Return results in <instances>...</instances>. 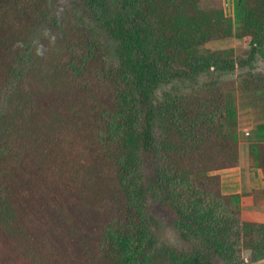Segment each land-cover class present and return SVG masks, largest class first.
<instances>
[{
  "label": "trees",
  "instance_id": "trees-1",
  "mask_svg": "<svg viewBox=\"0 0 264 264\" xmlns=\"http://www.w3.org/2000/svg\"><path fill=\"white\" fill-rule=\"evenodd\" d=\"M120 1L116 63L90 3L0 0V264L263 261L264 222L241 201L263 205L264 188L227 195L216 172L240 164L236 93L264 91L263 74L235 76L264 48V0H234L233 16L222 0ZM229 38H250L251 57L205 49ZM247 151L264 178V121Z\"/></svg>",
  "mask_w": 264,
  "mask_h": 264
},
{
  "label": "rangeland",
  "instance_id": "rangeland-1",
  "mask_svg": "<svg viewBox=\"0 0 264 264\" xmlns=\"http://www.w3.org/2000/svg\"><path fill=\"white\" fill-rule=\"evenodd\" d=\"M64 5L68 8H84L81 0H62ZM91 4L93 9L96 11L100 23V35L102 37L103 49L105 53V58L107 61H118L128 60L129 54L123 48L124 31L129 30V25L126 23L127 13L125 4L120 0H82ZM224 10L228 16L234 15V0H222ZM122 28V29H121ZM251 39H237L229 38L221 41L210 42L205 45V49H210L212 51L217 50H228L235 49L236 54L230 59L237 60L239 54H242L241 57L244 61L248 60L251 57ZM248 51L245 54V51ZM254 60L251 62V68L248 66L244 70H237L235 76L243 72H256L264 75V48L258 50L257 54L254 56ZM241 59V58H240ZM209 73V72H208ZM208 73L200 74L194 78L181 80H166L154 86L153 97L159 99H164L168 96L184 94L193 89L200 87L206 79L208 78ZM140 82L144 81L145 77H137ZM236 103L239 111V121L241 126L242 134V149L247 150L248 142L255 137V132L258 122L264 121V91L258 92H245L239 91L236 93ZM249 132V136L246 134ZM245 166V165H244ZM243 166V167H244ZM239 174L240 170H236ZM227 171H221V175H225ZM254 172V171H253ZM219 174V171L216 172ZM230 176V175H227ZM258 175L256 174L255 183L260 184ZM245 182L243 181V191H247V188L244 187ZM248 193V191H247ZM247 197V196H245ZM242 198V215L245 220L264 222V205H254L250 199ZM155 211H158L159 208L155 207ZM248 253H245V257ZM217 264H223L219 262ZM245 264H264L263 261H258L255 263H245Z\"/></svg>",
  "mask_w": 264,
  "mask_h": 264
},
{
  "label": "crops",
  "instance_id": "crops-1",
  "mask_svg": "<svg viewBox=\"0 0 264 264\" xmlns=\"http://www.w3.org/2000/svg\"><path fill=\"white\" fill-rule=\"evenodd\" d=\"M237 169L240 170L239 174L236 171ZM221 171H227L225 175H221L219 171V174L221 175V178H222V192L224 194H227V195L243 194V193H247V191L250 192L253 189L264 188V178H263L262 171L260 169L250 167L248 151L243 150L242 145H241V160H240L239 166L230 168V169L221 170ZM256 174L258 175V179H261L260 184L258 185L257 183H255ZM227 175H230V176H227ZM243 181L245 182L244 187L247 188V191H243V186H242ZM245 198L250 199L249 202L254 204V200L252 197L247 196Z\"/></svg>",
  "mask_w": 264,
  "mask_h": 264
},
{
  "label": "built area",
  "instance_id": "built-area-1",
  "mask_svg": "<svg viewBox=\"0 0 264 264\" xmlns=\"http://www.w3.org/2000/svg\"><path fill=\"white\" fill-rule=\"evenodd\" d=\"M247 135H249L250 133L249 132H246Z\"/></svg>",
  "mask_w": 264,
  "mask_h": 264
}]
</instances>
